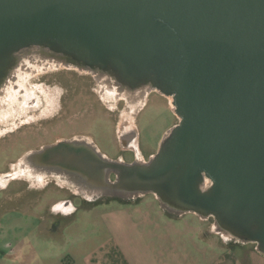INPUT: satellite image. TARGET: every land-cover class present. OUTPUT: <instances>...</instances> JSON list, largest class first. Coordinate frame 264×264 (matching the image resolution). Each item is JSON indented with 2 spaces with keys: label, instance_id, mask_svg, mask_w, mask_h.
<instances>
[{
  "label": "water",
  "instance_id": "1",
  "mask_svg": "<svg viewBox=\"0 0 264 264\" xmlns=\"http://www.w3.org/2000/svg\"><path fill=\"white\" fill-rule=\"evenodd\" d=\"M30 46L173 95L179 122L155 157L107 164L114 194L212 217L264 255V0H0V76Z\"/></svg>",
  "mask_w": 264,
  "mask_h": 264
},
{
  "label": "rangeland",
  "instance_id": "2",
  "mask_svg": "<svg viewBox=\"0 0 264 264\" xmlns=\"http://www.w3.org/2000/svg\"><path fill=\"white\" fill-rule=\"evenodd\" d=\"M29 86L30 91L24 94V100H36V109L11 110L15 107L9 101L6 110L10 112L0 121V174L18 171L19 162L27 153L39 151L57 141L76 139L78 142L74 144L79 149L82 144L77 138H86L95 143L111 160L132 164L136 162L137 154L122 145L119 135V130L126 123L130 124L129 127L135 135L130 145L137 147L143 161L148 163L157 154L165 134L179 122L167 95L153 92L148 96L144 108L132 116L126 98L118 97L112 89L104 90L94 74L77 68L51 69L31 80ZM126 115L130 120H124ZM60 173L63 174L62 178L49 175L40 180L20 176L18 180L0 190V224L1 216L11 209L24 210L25 213L30 212L32 216H36L29 219L10 213L9 219L3 221L7 237L22 240L24 233L28 236L31 231L32 239H36V231H41L47 235L41 240L59 239L58 235L48 231L53 223L49 210L54 203L68 198L79 209L74 217L62 222L61 229H64L78 221L79 224L86 225L82 215L87 210L102 209L104 203L113 199L108 196L85 199L75 189L82 187L87 180L75 178L77 175L74 174ZM111 180H114V176ZM123 200L129 199L123 196L121 201ZM163 204L166 206L164 202ZM207 224L216 226L222 240L228 245L257 250L256 244L245 243L219 226L214 218H207ZM62 240L70 239L65 234Z\"/></svg>",
  "mask_w": 264,
  "mask_h": 264
},
{
  "label": "crops",
  "instance_id": "3",
  "mask_svg": "<svg viewBox=\"0 0 264 264\" xmlns=\"http://www.w3.org/2000/svg\"><path fill=\"white\" fill-rule=\"evenodd\" d=\"M139 199L89 209L82 215L86 225L71 223L51 241L41 240L47 236L41 231L36 239L31 231L22 240L7 237L6 211L0 224V264H264L258 250L224 242L207 218L168 208L152 193ZM67 211L72 214L73 207ZM17 215L36 218L30 212ZM65 234L70 240H62Z\"/></svg>",
  "mask_w": 264,
  "mask_h": 264
},
{
  "label": "bare ground",
  "instance_id": "4",
  "mask_svg": "<svg viewBox=\"0 0 264 264\" xmlns=\"http://www.w3.org/2000/svg\"><path fill=\"white\" fill-rule=\"evenodd\" d=\"M13 61L10 65L4 70L2 75L0 76V121L3 120L4 116H6L10 110H6L7 103L14 104L15 108L12 109H20L22 111H32L36 109L37 101L36 100H24V94L30 91L29 82L33 79L38 78L40 75L47 73L51 69H56L60 67L67 68H77L81 71H87L95 75L97 80L103 85L104 90H113L118 97H124L128 101V105L132 110L130 115L138 114L146 103V100L150 94L153 92L161 91L156 87L150 84H138V85H130L128 83L123 82L118 76L108 72L101 70L99 68L89 67L88 65L79 63L74 57L67 55L60 50L52 49L46 46H30L25 49H22L16 52L13 57ZM112 87V88H111ZM163 94V93H162ZM168 100L170 101V106L172 110L175 112L174 105V97L173 95H167ZM49 101V100H48ZM51 102V101H50ZM176 113V112H175ZM29 118V117H28ZM19 120V119H18ZM124 120L128 121V115L125 116ZM123 120V122H124ZM132 120V118H131ZM25 122V121H24ZM23 122V123H24ZM131 121H129L130 123ZM12 126V125H11ZM130 124H124L123 129L119 130V135L122 140V135L128 132H132ZM13 127V126H12ZM6 130V129H5ZM4 134V133H3ZM169 131L165 134V139ZM135 138V137H134ZM132 138V141L133 139ZM81 140L82 146H87L88 152L87 157H89L88 162L98 164L97 169L101 174L99 177L107 182H109V173H114L113 168H106L107 164L111 163H119L124 164L121 161H114L105 156L97 147V145L93 142L88 141L86 138H77ZM74 140H64L66 144L76 143L78 141ZM123 141V140H122ZM80 142V141H79ZM132 143V142H131ZM136 146V145H135ZM127 147V146H126ZM51 147H45L41 152L32 151L27 153L19 162L18 171H13L6 174H0V190H3L10 182L14 180H18L19 177H27V178H46L47 175H51L56 178H62L60 172L54 170H48V172H42L40 169L45 166H49L48 159L49 157L52 162H65L72 161L74 164L76 160L69 159L67 156H71V153L64 151L62 155H58L55 153H49L45 155L43 152L50 150ZM128 148V147H127ZM133 151H136L138 164H145L146 162L140 156L139 150L137 147L131 148ZM95 156L100 159H96ZM153 156L151 159H153ZM87 162V159H86ZM85 170H89V165L83 167ZM109 172V173H108ZM49 173V174H48ZM94 172H92L93 174ZM100 179V180H101ZM111 182V181H110ZM204 187L210 182L208 179L205 180ZM100 183V181H99ZM105 184V182H104ZM206 185V186H205ZM77 188V187H76ZM77 194L82 193L85 197H89L93 199L95 195L98 197V191L93 190L92 192H88L86 188L79 187L75 189ZM103 193V191H101Z\"/></svg>",
  "mask_w": 264,
  "mask_h": 264
},
{
  "label": "flooded vegetation",
  "instance_id": "5",
  "mask_svg": "<svg viewBox=\"0 0 264 264\" xmlns=\"http://www.w3.org/2000/svg\"><path fill=\"white\" fill-rule=\"evenodd\" d=\"M122 136H123L122 137L123 141L121 140L122 141V145L123 146H127L128 148H132L133 146L130 145V144L132 142V138L135 136L134 132H128L126 134H123ZM61 142H63V141H57L53 145L44 146L43 148H45V147H51V148H50V150H47L46 152H43V153L45 155H48L51 152V153H55V154H58V155H62L65 148H63V149L60 148V143ZM73 147L75 148V150H78V152H80V153L81 152H84V153L88 152L87 151L88 150L87 146H82L81 147L82 149L81 148L78 149V148H76L75 144L72 147L66 146V148H68L66 150L74 149ZM42 149H40L37 152H41ZM47 152H49V153H47ZM47 159H48V163H49L48 165L49 166H45L44 168L40 169V171H42V172H46L47 171L48 172V170H50V171L54 170V171H57V172H65V173H68V174H74L75 176L77 175L75 178H79V179L84 178L85 181L87 180V183H85L82 186V188H86L88 192H90V191L92 192L93 190L98 191V192H100L98 194L99 196H108V197L113 198L110 201H121L123 196H125V198L129 199L130 201H136V200H138L141 197L142 192H139V191H125V190L123 191L122 190L123 192H118V194L121 193L120 195L114 194L115 192H113L112 189H113V186L115 185V182L117 180V175L114 174V173H110V175H108L109 176V180L111 182L110 181L107 182L104 179L102 180L99 177L101 174L98 172V169L97 168L95 169L94 167H91L89 164H88L89 165V169L91 171H89V170L87 171L86 169L84 170L83 168H81V167L75 165L74 163H72L71 161L52 162L49 157H47ZM123 163L127 164L125 162H123ZM127 165H131V164H127ZM92 172H94V173L92 174ZM47 176H49V175H47ZM112 176H114V180L113 181L111 180ZM25 178H27V177H25ZM27 179H31V178H27ZM37 179L40 180L39 178H37ZM43 179H45V178H43ZM15 181L16 180L10 182L7 186H9L11 183H13ZM99 181H100V183H99ZM104 182H105V184H104ZM101 191H103V193H101ZM126 193H128V194H126ZM94 197H96V196L94 195L93 198ZM85 199L90 200L92 198H89L87 196ZM70 206L73 207V212H72V214L68 215L67 213H69V212L67 210H68V208H70ZM56 208L58 210H55ZM78 210H79L78 207H76V205L73 203V201L71 199H68V198L64 199L62 201L54 203V205L49 210V212L52 213L51 217L53 219V223L51 224V227L49 228L48 231H50L52 234H57L62 228V225H61L62 222L63 221L65 222V220H67L71 216L75 215ZM7 211H9V213H20V214L25 212L24 210L21 211L19 209H11V210H7ZM40 213H42V212L40 211ZM40 217H41V215H40ZM41 218H43V217H41Z\"/></svg>",
  "mask_w": 264,
  "mask_h": 264
}]
</instances>
